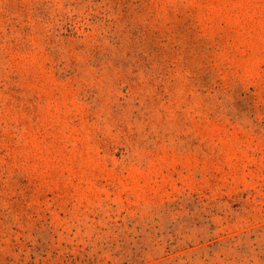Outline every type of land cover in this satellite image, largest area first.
I'll list each match as a JSON object with an SVG mask.
<instances>
[{
    "label": "rangeland",
    "instance_id": "374dc122",
    "mask_svg": "<svg viewBox=\"0 0 264 264\" xmlns=\"http://www.w3.org/2000/svg\"><path fill=\"white\" fill-rule=\"evenodd\" d=\"M0 264H264V0H0Z\"/></svg>",
    "mask_w": 264,
    "mask_h": 264
}]
</instances>
